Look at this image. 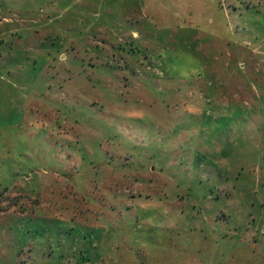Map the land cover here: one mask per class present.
I'll use <instances>...</instances> for the list:
<instances>
[{"label": "rangeland", "instance_id": "1", "mask_svg": "<svg viewBox=\"0 0 264 264\" xmlns=\"http://www.w3.org/2000/svg\"><path fill=\"white\" fill-rule=\"evenodd\" d=\"M0 264H264V0H0Z\"/></svg>", "mask_w": 264, "mask_h": 264}]
</instances>
